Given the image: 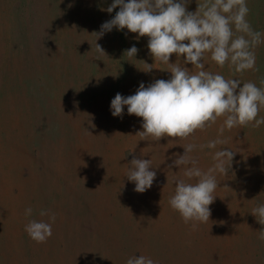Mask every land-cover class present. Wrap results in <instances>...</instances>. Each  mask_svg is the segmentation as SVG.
I'll list each match as a JSON object with an SVG mask.
<instances>
[{
	"label": "rangeland",
	"instance_id": "374dc122",
	"mask_svg": "<svg viewBox=\"0 0 264 264\" xmlns=\"http://www.w3.org/2000/svg\"><path fill=\"white\" fill-rule=\"evenodd\" d=\"M113 2L0 0V264H126L141 254L157 264H264V240L258 238L264 225L251 213L264 203V125L220 135L219 118L186 140H140L143 118L129 115L127 106L122 119L114 117L111 100L171 73L149 55L147 36L114 28L96 40L101 25L119 11H106ZM189 2L187 10L196 11L198 0ZM247 6L252 28L264 33V0H247ZM95 42L106 53L101 59ZM133 45L139 51L128 61L125 51ZM255 55L257 70L220 68L210 54L205 70L260 87L264 44ZM182 59L174 53L170 63L184 66ZM146 63L152 72L142 70ZM218 136L225 145L199 147ZM188 143L197 145L191 155L205 171L215 151L236 152L227 176L216 174L210 220L196 231L168 203L175 180L187 179L183 166L169 165ZM129 148L151 159L157 173L144 193L125 176ZM41 209L55 213L56 221L51 238L38 244L25 225L48 221Z\"/></svg>",
	"mask_w": 264,
	"mask_h": 264
},
{
	"label": "clouds",
	"instance_id": "9594fccd",
	"mask_svg": "<svg viewBox=\"0 0 264 264\" xmlns=\"http://www.w3.org/2000/svg\"><path fill=\"white\" fill-rule=\"evenodd\" d=\"M189 3V0H114L106 11L112 13L118 6L119 11L96 33V40L114 28L138 33L137 39L147 36L149 55L155 63L168 65L170 79H156L147 87L141 82L135 94L123 96L117 92L111 100L110 110L114 117L122 119L127 106L129 115L143 118V130L138 132L140 140L158 142L163 137L186 140L197 130L211 127L219 118H223L218 130L220 135L225 129L264 125V117L257 118L264 109V80L258 87L251 81L226 79L219 73L205 70L207 54L220 68L228 65L236 73L257 70L255 49L264 44V33L254 30L248 21L247 0H198L194 12L187 10ZM95 51L97 59L106 55L96 42ZM138 51L135 45L127 49L128 61L136 58ZM174 53L177 58H183L184 66L170 63ZM188 64L198 71H189L185 67ZM153 68V64L146 63L142 70L150 73ZM225 144L226 141L218 136L199 147L211 150ZM182 146L183 155L176 154L169 168L183 166L187 179L175 180V191L168 203L184 223H191V230L196 231L199 224L210 220L209 206L218 186L216 174L227 176L236 152L228 147L215 151L214 164L205 171L197 166L198 160L191 155L197 145ZM131 150L128 153L131 167L125 176L134 182V191L144 193L153 186L157 173L151 170V159L138 158L135 150ZM32 213L31 207L25 209L26 217ZM251 213L264 225V203L258 204ZM39 214L48 216L49 220L31 219L25 225L29 237L38 244L51 238L52 224L56 221V214L49 210L41 209ZM258 238L264 240V229L259 231ZM126 264L157 262L141 254L129 257Z\"/></svg>",
	"mask_w": 264,
	"mask_h": 264
}]
</instances>
